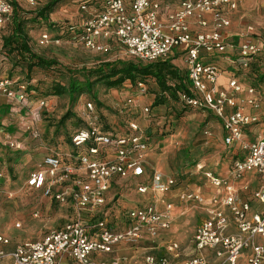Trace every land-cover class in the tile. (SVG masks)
<instances>
[{"label": "built area", "instance_id": "built-area-1", "mask_svg": "<svg viewBox=\"0 0 264 264\" xmlns=\"http://www.w3.org/2000/svg\"><path fill=\"white\" fill-rule=\"evenodd\" d=\"M51 1L25 0L33 10H41ZM74 1L86 17L79 23H52L57 36L46 31L39 45L60 46L61 36H68L95 53L124 48L130 58L145 65L180 54L187 77L186 88L177 94L179 102L184 108L215 116L221 123L224 145L235 148L238 157L227 177L205 174L219 194L210 200L207 218L196 228L191 256L181 260L180 244L170 241L165 255L144 254L131 263L127 257L114 256L116 249L125 245L135 248L145 239H157L168 232L174 222V207L167 203L161 210L155 197L150 204L128 210L124 226L118 228L111 225L105 212L111 190L119 182L132 181L140 194L150 191L155 195L171 191L177 180L151 167L147 158L150 138L137 122H128L123 128L105 124L98 116V103L87 102L85 127L71 136L73 150L65 156L48 154L25 181L27 188L41 191L53 202L70 205L74 219L42 240L12 250L7 249L10 240L0 235V261L242 264L246 259L247 264H264V86L257 85L252 75L264 56V41L252 25L237 40L228 35L230 15L242 0H182L166 14L157 0ZM13 13L12 1L0 0V33ZM223 59L229 63L227 71L219 66ZM226 75L227 85L223 87ZM137 87L141 94L148 92L146 82H138ZM0 95L24 104L28 86L4 78L0 80ZM134 102L127 98L126 110L133 108ZM143 112L150 113V108H143ZM32 136L39 134L33 131ZM248 173L257 175V187L246 181ZM7 181L9 175L0 170V186ZM179 200L207 204L202 194L194 191L183 192ZM253 202L263 208L257 211Z\"/></svg>", "mask_w": 264, "mask_h": 264}, {"label": "rangeland", "instance_id": "rangeland-1", "mask_svg": "<svg viewBox=\"0 0 264 264\" xmlns=\"http://www.w3.org/2000/svg\"><path fill=\"white\" fill-rule=\"evenodd\" d=\"M11 1L18 6V17L24 22L33 52L45 59L55 60L58 66L50 70L35 69L28 74L17 58L2 48V38L12 33L13 13L0 34V80L8 78L25 83L28 86V98L24 104L14 100L6 103L7 98L0 95V169L10 178V181L0 186V235L10 240L9 250L40 241L51 231L74 219L70 205L51 201L41 191L27 188L25 181L30 173L40 168L48 154L57 152L65 156L73 150L70 137L74 131L85 127L87 102L100 104L98 116L105 124L123 128L128 122L135 121L141 126L150 138L149 164L162 175L177 180V185L169 193L180 195L194 191L196 187H207V172L216 176H225L228 172L229 175L238 151L226 147L222 137L219 138L218 131L222 130L220 122L212 114L184 108L170 93H163L153 79L146 82L148 92L141 94L137 84L128 81L120 88L113 89L97 81L95 76L91 79L94 82L91 92L85 91L72 102L68 92L72 83L85 84L89 72L103 63L134 60L124 48L116 47L112 52L95 53L77 45L68 36H61L60 46L39 45L40 36L46 31L51 36H57L55 29L50 26L52 23L76 22L70 15L79 9L74 0L59 3L49 15L48 22L39 19L38 10L31 9L25 0ZM179 2L174 0L169 4L177 5ZM248 24L254 26L258 33L264 34V7L257 5L242 11L231 31L239 32ZM174 57H169L171 63L180 75L185 76V66ZM228 65V61L223 59L219 66L227 71ZM252 75L255 83L261 86L258 76L264 75V56L259 58ZM61 88L65 91L58 95ZM130 97L135 99L134 106L126 110L125 102ZM157 98H162L163 103L155 106ZM145 107L150 108V113L143 112ZM68 112H72V116L64 121L63 117ZM33 131H37L39 137L34 138ZM244 154L241 152V155ZM199 166L203 168L199 170ZM248 176L251 178V173ZM159 195L150 191L140 194L132 181L119 182L108 196L105 209L108 220L111 225L122 228L128 210L150 204L155 197L159 199ZM175 201L178 205L172 203L173 214L177 207L176 213L180 217L177 222H173L169 231L172 236L178 237V243L187 245L197 223L194 214L196 208L194 204H189L184 211L182 205L186 203H182L179 196ZM252 204L257 211L263 208L257 202ZM186 210L188 214L181 216ZM210 260L213 262V256ZM0 264H10V261L1 260ZM242 264H247L246 259Z\"/></svg>", "mask_w": 264, "mask_h": 264}, {"label": "trees", "instance_id": "trees-1", "mask_svg": "<svg viewBox=\"0 0 264 264\" xmlns=\"http://www.w3.org/2000/svg\"><path fill=\"white\" fill-rule=\"evenodd\" d=\"M62 1L64 0H52L43 9L38 10L37 17L48 22L49 15L53 13V9ZM12 3L14 5L13 29L10 35L2 38V48L10 56L17 58L20 62L19 65L25 66L28 74H31L35 69L50 70L58 66L55 60L45 59L33 52L24 29V22L18 17V6L16 2L13 1ZM50 26L53 28V24ZM95 76L97 81H102L107 87L113 89L120 88L128 81L137 84L138 82H147L153 79L163 93H170V96L175 99H178V92L186 88V76L180 75L178 69L174 67L169 58L147 65L136 61H117L114 63H103L89 72L85 84L72 83L68 91L72 102H75L78 98L77 96L85 93V91L91 92L94 83L91 79ZM258 78V83L264 85V75H260ZM64 91L61 88L58 95L64 93ZM161 103H163L162 98H157L155 106ZM98 105L100 104L98 103ZM70 116H72V112H68L63 117V120L69 119Z\"/></svg>", "mask_w": 264, "mask_h": 264}, {"label": "crops", "instance_id": "crops-1", "mask_svg": "<svg viewBox=\"0 0 264 264\" xmlns=\"http://www.w3.org/2000/svg\"><path fill=\"white\" fill-rule=\"evenodd\" d=\"M157 1L161 4L164 14H166L167 12H171V11L175 10L182 0H180L179 4H177V5H170L169 4V2H171V1L174 2V0H157ZM175 1L177 2V0H175ZM257 5H259L261 7H264V0H242L240 2L239 9L237 11L231 13V15H230V17H231V26L228 28L227 33L232 39H234V40L235 39L237 40V38L239 39L240 33L243 32V30L247 26L250 25V24H248V25L242 27L239 32L231 31V29H233L234 25L237 23L238 18L242 14V11L245 12L247 9L253 8L254 6L256 7ZM70 15H71V18L76 21L75 23L81 22L86 17V15L83 12H81L79 9L76 12H74L73 14H70ZM162 19L165 20V15L162 16ZM72 23H74V22H72ZM258 34L261 35L260 36L261 40L264 41V34H261V33H258ZM174 59L180 60L181 63L184 65L183 58L181 57L180 54H177V56H175ZM185 76L187 77L186 74H185ZM227 80H228V77L226 75L223 78L222 82H221V85L223 87L227 85ZM11 101L12 100L7 99L6 103H10ZM219 124L221 125V123H219ZM218 134H219L218 135L219 138L221 139V137H222V141H223V131L219 130ZM215 138L217 139V137H215ZM227 175H228V172H226L225 176H219V177H223L224 178V177H227ZM248 175H249V173L246 174V177H245L246 181L250 183L252 188L257 187V185L259 184L257 175H255L254 173H251V176H252L251 178H249ZM167 177H171V176H167ZM172 178H174V177H172ZM194 192L202 194V196L207 201V204L206 205H198V204H195V203H186V204L182 205L183 206L182 210H184V211L187 208V205H189V204H194L195 205L196 209L194 210L195 211L194 214L197 216V223H196V226H195V230L193 232V236H192L191 240L189 241V243L187 245H184L182 243L180 244V242H179V244L181 246V260H183V259L187 258L188 256L192 255V251H193V237H194L196 228L203 220H205L207 218V207L209 206L208 204H209L210 200L214 196L219 194V190H216V189L212 188L209 185V183H208L207 187H196L194 189ZM177 196H180V195H175V194H173V192H171V193H169V192L160 193V195H159L160 209L163 210L164 207H165V204H167V203H174L177 206L178 204L175 203L176 202L175 200H176ZM176 211H177V207H176V209L174 211V216H175L174 222H177L178 217H180V216H177ZM184 211L181 213V216H185V215L188 214L187 213L188 210H186V212H184ZM171 233H172L171 231L165 232V233L161 234L157 239H145L144 241H142L135 248L127 247V246H121V247H119V250L115 253L114 256L127 257L129 259V261L132 263L135 260L141 259V257L144 254L165 255L166 254L167 244L171 240H175L176 242H178V240H179L178 237L172 236ZM7 249H8V247H7Z\"/></svg>", "mask_w": 264, "mask_h": 264}]
</instances>
